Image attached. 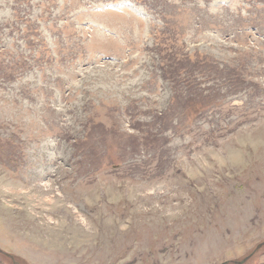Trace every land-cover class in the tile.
<instances>
[{"label":"rangeland","instance_id":"rangeland-1","mask_svg":"<svg viewBox=\"0 0 264 264\" xmlns=\"http://www.w3.org/2000/svg\"><path fill=\"white\" fill-rule=\"evenodd\" d=\"M0 264H264V0H0Z\"/></svg>","mask_w":264,"mask_h":264}]
</instances>
